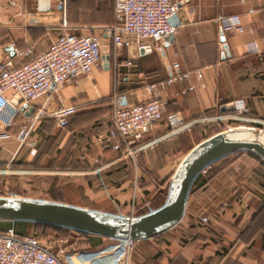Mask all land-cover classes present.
Instances as JSON below:
<instances>
[{"label": "crops", "instance_id": "1", "mask_svg": "<svg viewBox=\"0 0 264 264\" xmlns=\"http://www.w3.org/2000/svg\"><path fill=\"white\" fill-rule=\"evenodd\" d=\"M174 1L180 4L177 33L163 52L146 54L137 45L117 49L106 33L116 24L115 0H68L65 11L58 0H50L48 12L38 8L37 0H0V62L10 57L21 66L46 52L65 33L99 36L103 53L100 66L90 74L70 81L55 98L33 103V114L21 111L9 127L0 123V190L30 189L39 177L56 175L67 179L59 182L64 183V194L70 185L81 189L80 202L47 195H19L18 199L134 217L133 208L139 209L155 193L161 195V185L191 150L186 142L193 133L206 132L210 123H220L218 118L228 119L221 113L232 102H246L251 110L247 123L264 129V0ZM234 15L241 17L243 31H223L218 18ZM142 43L154 45L151 39ZM14 49L33 53L24 60L14 55ZM176 62L191 78L161 90V97L168 101L167 112L143 141L144 146L155 140L158 145L133 159L114 151L106 136L113 125L116 97L124 96L129 105L148 100L147 86L166 79ZM190 85L193 91L187 90ZM62 106L76 109L66 128H59L49 117L33 121L38 111L53 113ZM175 113L188 122L186 128H169L167 116ZM25 129L29 134L23 139ZM191 191L182 221L157 237L137 241L132 253L136 257L127 256L121 240L102 237L89 239L93 251L74 255L71 263L245 264L241 258L226 256L225 242L221 246L211 239L216 230L208 232L196 224V209L189 210V205L199 204L200 194L192 196ZM102 239L107 242L100 243Z\"/></svg>", "mask_w": 264, "mask_h": 264}, {"label": "built area", "instance_id": "2", "mask_svg": "<svg viewBox=\"0 0 264 264\" xmlns=\"http://www.w3.org/2000/svg\"><path fill=\"white\" fill-rule=\"evenodd\" d=\"M67 1L58 0L61 10L65 11ZM37 2L41 11L51 10L50 0ZM114 10L116 24L108 28L106 33L112 36L115 47L119 50L137 45L146 54L163 52L166 42L178 31L179 26L175 20L180 11V4L174 0H115ZM217 22L223 31H243L242 20L238 15L221 16ZM143 39L153 40L154 45L143 44ZM13 52L16 57L24 60L30 58L33 53L32 50L16 49ZM102 58V42L99 36L65 33L59 36L46 52L25 61L21 66L17 67L10 57L3 60L0 62V123L7 127L14 123L21 112L20 107L13 104L16 98H20L21 104H27L29 108L43 97L55 98L70 81L88 75L95 67L100 66ZM190 78L191 74L184 72L176 62L172 64L166 79L147 86L150 95L148 100L129 105L124 96L116 97L114 121L107 133L106 143L114 151L121 152L124 157L130 159L135 158L137 153L145 148H155L159 141L155 140L145 146L143 141L167 112L168 101L161 97V90L176 83L189 81ZM187 90L193 91L194 87L190 85ZM227 109L234 114L232 120L248 122L251 110L243 100L232 102ZM75 114L76 109L72 106H62L53 113L43 109L35 114L33 121L49 117L59 128L64 129ZM217 120L225 121L221 118ZM167 122L172 131L184 129L189 125L178 113L168 115ZM231 128L234 127L227 130ZM28 134L29 129H25L23 139ZM205 169L202 172H205ZM0 198L18 199V196ZM200 220L202 224L208 222L206 217H201ZM121 241L124 242L129 256L136 241ZM0 264L72 263L71 259L65 260L62 255L53 253L38 238L19 236L14 229H9L0 233Z\"/></svg>", "mask_w": 264, "mask_h": 264}, {"label": "rangeland", "instance_id": "3", "mask_svg": "<svg viewBox=\"0 0 264 264\" xmlns=\"http://www.w3.org/2000/svg\"><path fill=\"white\" fill-rule=\"evenodd\" d=\"M226 116L228 119L223 122L210 123L206 132L200 130L194 132L186 142L188 149H193L202 141L229 127L250 126L246 121L232 120L233 112ZM261 160L246 151L231 154L208 166L205 172L200 174V180H206L203 189L198 191L199 187L196 185L191 191L192 196L194 193L200 194L198 197L200 203L196 206L189 205V210L196 209L197 215L194 217L196 224H202L200 218L206 217L208 222L202 225L208 232L210 228L217 231H212L211 239L219 241L221 246L222 242H225L223 246L226 256L241 258L240 260L245 264H264V161ZM171 179L172 176L161 185L164 187L161 195L155 193L139 209L133 208L134 217L147 215L166 203ZM64 180L67 179L56 175L41 176L36 186L32 185L30 189L0 190V196L42 197L47 195L54 199L80 202L81 189L70 185L67 187L69 192L64 194V183L62 186L59 183ZM8 228L23 232L26 236L38 238L43 245L53 253L62 255L65 260L73 259L74 255L79 256L82 252L93 251L89 238L73 231L45 236L43 230L34 225L19 228L8 226ZM157 239L162 240L163 236ZM102 242H107V239H102L100 243ZM136 246L137 242L131 250L130 257ZM132 256L136 257L135 254Z\"/></svg>", "mask_w": 264, "mask_h": 264}, {"label": "water", "instance_id": "4", "mask_svg": "<svg viewBox=\"0 0 264 264\" xmlns=\"http://www.w3.org/2000/svg\"><path fill=\"white\" fill-rule=\"evenodd\" d=\"M21 103L20 98L13 100L22 112H35ZM240 151L256 154L264 161V130L236 126L196 145L173 174L166 203L141 217H123L44 200L0 198V221L45 224L117 240L151 239L182 221L191 188L205 168Z\"/></svg>", "mask_w": 264, "mask_h": 264}, {"label": "trees", "instance_id": "5", "mask_svg": "<svg viewBox=\"0 0 264 264\" xmlns=\"http://www.w3.org/2000/svg\"><path fill=\"white\" fill-rule=\"evenodd\" d=\"M232 113V111H227L226 113H221L222 115H228ZM251 115V114H250ZM253 127H257V128H261L259 125L253 124L250 125ZM250 153V152H249ZM253 156H255L258 160H261V158L259 156H257L256 154L251 153ZM262 161V160H261ZM263 162V161H262ZM264 163V162H263ZM41 167V166H40ZM54 168V165H50L49 168ZM206 183V180H200V175L196 178L194 184H193V188L197 185V186H204ZM192 188V189H193ZM37 226L40 227L43 230V233L45 236H51V235H59L60 233H68V232H72V230L69 229H65V228H60V227H56V226H51V225H45V224H38V223H30V222H4V221H0V233L6 232L9 228L8 226H13L15 227H28V226ZM202 225V224H199ZM203 226V225H202ZM16 230V229H15ZM17 234L19 236H25V234L23 232L17 231ZM75 232V231H73ZM76 233H80L86 237H88L89 239H99L102 237L99 236H94V235H90V234H86V233H81V232H76ZM243 238V237H242Z\"/></svg>", "mask_w": 264, "mask_h": 264}]
</instances>
